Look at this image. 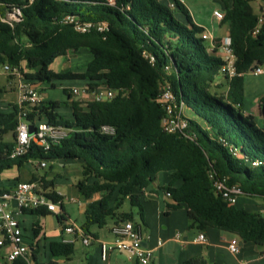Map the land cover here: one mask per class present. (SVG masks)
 <instances>
[{"label": "trees", "instance_id": "obj_1", "mask_svg": "<svg viewBox=\"0 0 264 264\" xmlns=\"http://www.w3.org/2000/svg\"><path fill=\"white\" fill-rule=\"evenodd\" d=\"M172 1L174 8L165 0H116L114 6L107 0H34L30 4L0 0V63L17 68L25 84L54 88L55 82L81 81L87 93L101 84L116 91L109 101L83 103L63 89L67 98L63 104L70 107L71 120L58 114L62 103L42 101L27 119L64 127L69 134L48 149L31 141L28 152L15 159L8 153L20 107L11 104L9 111L0 112V173L23 168L31 160L80 161L81 177L74 187L88 201L80 228L96 241L90 228L101 229L108 219L114 224L131 221L137 228L144 224L143 191L155 185L160 172H167L169 181L156 186L168 199L164 215L184 208L191 229L214 228L264 247V213L260 212L264 209V127L243 113V75L264 65V7L256 14L253 0H223L220 23L228 26L237 74L224 77L226 89L218 92L224 86L215 85L221 59L207 50L201 38L204 28L194 24L180 0ZM14 9L20 10V20L12 25L2 22ZM67 16L105 23L107 29L81 34L63 22ZM80 49L91 56L83 71L50 69L56 59ZM165 81L183 105L184 115H189L186 136L165 133L160 127L164 109L157 98ZM5 94L0 87V101ZM258 107L264 120V94ZM103 126L112 127L113 133L101 132ZM8 134L11 140L5 141ZM43 176L44 187L52 188L53 181ZM212 177L238 185L241 197L260 199L263 209L250 211L238 202L228 206L215 193ZM37 178L33 175L30 181ZM51 197L62 200L55 192ZM125 201L136 209L139 223L134 222L132 210L120 212ZM24 213L52 215L45 209ZM58 215L64 228L63 210ZM48 251L49 261L40 259L34 249L28 261L17 258L12 264L70 260L75 240L50 242ZM182 264L203 261L190 259Z\"/></svg>", "mask_w": 264, "mask_h": 264}, {"label": "built area", "instance_id": "obj_2", "mask_svg": "<svg viewBox=\"0 0 264 264\" xmlns=\"http://www.w3.org/2000/svg\"><path fill=\"white\" fill-rule=\"evenodd\" d=\"M34 0H27V3H32ZM116 0H107L110 6L115 5ZM168 6L174 8L173 1H169ZM21 17L19 9H14L2 22L12 25L18 22ZM213 17L218 21L224 17V12L214 10ZM64 23L73 26V29L81 34L96 31L103 33L106 31L107 26L105 23H90L79 22L77 18L65 17ZM201 38L204 40H211L209 34L203 32ZM218 49L220 50V59L222 65L220 67V75L227 78H232L237 74L235 68V55L231 48L230 38L223 36L218 42ZM254 75L262 74L260 66H256L250 70ZM0 73L6 76H13L18 78L19 81V98L18 106L20 112L18 114V125L16 128V135L14 138V144L9 150L8 156L11 159H15L26 154L30 148L31 141L35 142L38 146L48 149L51 144L58 143L65 139L69 130L60 127L50 125L43 121L34 120L30 121V124L34 127V133L30 134L28 130L27 115L32 112V109L37 107L42 98L35 88L25 84L22 80V76L17 68L10 67L7 63H0ZM82 93H87L86 86L82 88ZM72 96L78 94L77 89L71 90ZM92 100L95 101H109L116 95V91L107 87L106 85H99L90 93ZM158 101L162 103L164 109V115L160 120V127L163 132L168 134L187 135L188 121L184 115V108L182 104L177 103L173 95L171 86L168 82H163L159 85ZM114 129L112 127L103 126L101 132L111 134ZM44 160L29 161L39 169L46 167ZM212 186L216 194L220 195L228 206H234L237 204L241 197V191L238 185L227 184V179H217L212 177ZM53 190L50 187H44V181L38 177L34 181L18 182L11 189H0V249L9 247L10 251L7 254V261L13 263L17 258H22L26 261L30 259V246L25 243L23 238L22 229L19 224L18 217L24 212L36 209H45L52 214H61V200L54 201L51 197ZM56 195L60 196L55 192ZM80 205L79 201H74ZM260 212L264 213V209ZM63 233L76 235L81 239L82 245L89 247L93 240L91 237L85 235L80 226L75 223H67L63 228ZM112 240L99 241L98 247L100 250V258L102 261L107 260L108 255L111 252L124 253L130 260H134L137 264H150L153 258V250L143 246L145 242V236L142 234L140 228L135 227L131 221H124L114 224L110 229ZM175 239L179 240L180 235L176 234ZM196 242L200 244L207 243V239L204 233L199 232ZM240 239L233 236L227 242V249L232 254H238L240 251ZM158 246L161 242L158 241ZM264 257V250L261 252Z\"/></svg>", "mask_w": 264, "mask_h": 264}, {"label": "crops", "instance_id": "obj_3", "mask_svg": "<svg viewBox=\"0 0 264 264\" xmlns=\"http://www.w3.org/2000/svg\"><path fill=\"white\" fill-rule=\"evenodd\" d=\"M192 21L197 26L204 28L200 23H196L195 20L192 19ZM228 32H229L228 29L223 32L222 31L221 32L215 31L214 33L209 32V36L211 37V40H207V50L209 52H212L218 58H220V50L218 49V42L223 36H226ZM82 51L87 52L88 54L87 59H88L89 52L86 49H80L77 52H82ZM63 59L64 62L60 65L58 71L67 68L71 69L70 67H72L73 65L72 59L70 62H68V59H70L69 54L66 57H63ZM83 69L81 70L78 69L77 71H83ZM252 75L253 77H257L256 82L254 83L248 82L246 78V74L243 75V80H244L243 89H244V98H245L243 113L252 115L254 117V121L256 125L260 128H263L264 120L262 115L260 114L258 103H259V99L264 94V70L262 69V74L260 75H254V74ZM216 84L226 85L224 77L223 79L217 78L215 81V85ZM83 87H85V82H81L79 85L75 84L70 87H62V91L63 89H67L71 93L72 89L74 88L77 89L78 94L72 97L74 100H79L80 102L84 103L88 100H91L92 96L90 93H82L81 90ZM35 89L40 94L42 101H50L48 98H45L39 92V90L44 89V86L39 85ZM19 94H20V90L18 85L17 98L15 102H10L9 104L3 98L1 99L0 102L5 103L8 107L7 109L10 110L11 104H18ZM186 116L189 117L187 113ZM64 118L67 119L66 117ZM71 119H72V114L70 120ZM55 164L57 165L56 169L54 168ZM55 164L53 165L49 164V166H51V168L53 169H50V172L46 174H39L38 172L39 168H37L34 164L31 163H27L23 168L20 169L13 167L11 169H16V174H12V176L10 177L11 179H7L9 180L7 182L0 180V189L8 190L11 189L18 182L30 181L33 175L37 177H41L44 175L43 177L45 181H49V180L53 181V187L51 189L62 197L61 207L63 208L64 195L59 190H57L56 179H64L65 181H69L71 187H73L75 182L81 177V162L78 160L55 161ZM27 165H30V167ZM21 170H23L24 173H21L20 172ZM149 189L150 188H147L143 191V195H147V197L149 198L148 200H150L144 206L143 225L147 229L143 230L140 227L139 228L142 234L145 236V243L147 244V247L153 250V258L150 264H182L190 259H200L203 261V264H264V257H262L261 255V252L264 250V247H257L251 242H240L239 253L232 254L227 249V242L229 241V239L233 237V235L214 228H207L204 231H201L202 233H204L207 239V243L200 244L196 242L195 239L200 231L189 228V222L186 217L185 209L181 208L176 211H171L168 215H164V212L166 210L165 204L168 201L166 194L163 192L164 196H160V194L154 196V193L151 192ZM76 200L77 199H75L74 197L71 199V202L75 203L74 201ZM39 217H43V216L23 213L18 217L19 224L24 236V241L28 245H33V247H30V251H33L35 249L38 255H39V243H38L39 240L37 236L38 233L35 235L34 230L37 229L38 232L39 230L44 229L43 223L39 221ZM150 217H154L156 219V223H157L156 226H154V224L149 223L148 219ZM66 218L68 220L67 216ZM113 225H114V221H113ZM27 229H29V232L33 234L31 235V237H26L25 234ZM108 231H110V229H108ZM176 234L180 235L179 240L175 239ZM45 237L46 234L44 235V240H43L44 241L43 250L45 251L43 261H49L51 257L49 254L46 253V251L48 250L49 243L53 242V240L46 241ZM55 241L71 242L69 238L67 239L64 238L63 236ZM99 241L101 240L97 235L96 245L98 244L97 242ZM158 241L161 242L160 246L157 245ZM3 250L9 252L10 248L6 247L3 248ZM97 253L98 252L96 250L92 249L88 257H85L86 264H93L92 263L93 258L99 257L97 256ZM7 254L8 253H6L4 256L0 254V264H12L7 261L6 258ZM73 259L74 258L72 256L70 260H65V259L61 260V258H59L57 259V261L59 264H71L73 262ZM98 261L100 262L98 264H137L134 260H130L124 253L116 252V251L111 252L108 255L107 260L102 261L101 258L99 257Z\"/></svg>", "mask_w": 264, "mask_h": 264}, {"label": "rangeland", "instance_id": "obj_4", "mask_svg": "<svg viewBox=\"0 0 264 264\" xmlns=\"http://www.w3.org/2000/svg\"><path fill=\"white\" fill-rule=\"evenodd\" d=\"M165 1H172V0H165ZM180 2L187 8L191 18L195 20L196 23H200L204 27V32L209 34L216 32H223L228 29L227 25H222L220 22H218L214 17H213V11L218 10L221 12H224V3L223 0H180ZM251 6L253 8L254 13L258 14L259 13V8L264 7V3L261 0H253L251 2ZM207 43V41L205 42ZM70 59H68V62L73 60V65L70 67L73 71H77L78 69H83L85 64L88 62L90 59V54L87 59V52H70ZM64 62L63 57H60L56 59L53 64L50 66L51 70L58 71L60 68V65ZM264 70V65L260 66ZM218 79H223L222 75H219L217 77ZM246 78L248 82H256L257 77H253L252 73L249 71L246 73ZM80 81H60V82H55V87L50 88L48 84H44V89L39 90V92L45 97L48 98L50 101H56L62 103L60 108L57 109L58 113L62 115L63 117H66L67 119L71 118V109L69 106H65L63 103L67 101L66 96L63 94L62 87H70L75 84H80ZM19 81L18 78L12 77V76H6L0 73V87L4 88L6 91L5 96L3 99L6 100L7 103L10 104V102H15L17 98V89H18ZM226 86L222 87L221 89L218 90V92L224 91ZM7 105L3 102H0V112H7L9 111L7 109ZM33 126V125H31ZM29 127V126H28ZM4 140L10 141L11 140V135L8 134L4 137ZM46 168L44 169H39L38 172L39 174H46L50 172L51 166L49 164L53 165L55 164V161H47ZM30 167V165H27ZM57 165H54V168L56 169ZM21 173H24L23 170L20 171ZM12 174H16V169H11V170H5L1 173L0 175V180L1 181H9L7 179H11L10 177ZM169 181V174L167 172H160L157 175V180L155 185L149 187L150 191L154 193V196L157 194H160V196H164L163 191L160 189H157L156 186L162 187ZM57 182V190H59L61 193H63V212L65 216L68 217V220L65 222L67 223H75L77 226H80L82 222L84 221V210L86 208V205L88 201H86L80 194L75 190L74 186L71 187L69 181H65L64 179H56ZM77 199L81 204L78 205L76 203H72L71 199L74 198ZM97 197V196H96ZM149 198L147 195H143L142 197V205L143 209L144 206L149 202ZM262 204L260 199L257 198H247V197H240L238 201V205L244 207L247 210L250 211H257L263 209L261 206ZM132 210L134 213V222L139 223L138 217L135 215L136 209H131L128 201H125L123 204L122 208L120 209V212H129ZM58 214H52V215H46L43 217H39V221L43 223V230L38 231V243H39V258L43 260L44 258V253L45 251L43 250V244H44V235L46 234V241H55L57 239H60L62 236L64 238H69L71 241L75 240V252L73 255V262L71 264H86L85 257H88L90 254V251L92 249L96 250L97 256L100 257V250L98 244L96 245V241H93L90 247H86L82 245L81 239L77 238L74 239V235L72 234H65L63 233V227L59 224V219H58ZM150 224H154V226L157 225L156 219L154 217H150L149 219ZM39 222V223H40ZM140 228L145 230V226L143 224H139ZM113 226V220L108 219L107 224L105 227L98 229L96 226H92L90 228V231L92 233H95L98 235L99 239L101 241H110L112 240V235L108 229H111ZM45 233H44V232ZM26 237H31L33 235L32 233L29 232V229L26 231ZM26 243V242H25ZM47 245V242H46ZM47 247V246H46ZM47 250V248H46ZM49 251L47 250L46 253ZM8 251H5L0 249V254L4 256ZM93 258V264L95 263H100L98 261V258ZM90 259V258H89ZM61 260H64L61 258Z\"/></svg>", "mask_w": 264, "mask_h": 264}, {"label": "water", "instance_id": "obj_5", "mask_svg": "<svg viewBox=\"0 0 264 264\" xmlns=\"http://www.w3.org/2000/svg\"><path fill=\"white\" fill-rule=\"evenodd\" d=\"M226 36L229 37V32L227 33ZM38 86H39V84H35V85L32 86V88H37ZM27 124H28V126H29V127H28L29 133H30V134H33V133H34V127L31 126L30 121H27ZM143 246H144V247H147V244H146L145 242H143Z\"/></svg>", "mask_w": 264, "mask_h": 264}]
</instances>
